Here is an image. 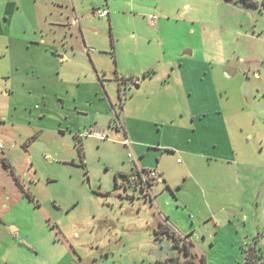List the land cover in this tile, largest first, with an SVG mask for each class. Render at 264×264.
I'll return each mask as SVG.
<instances>
[{"label": "rangeland", "instance_id": "1", "mask_svg": "<svg viewBox=\"0 0 264 264\" xmlns=\"http://www.w3.org/2000/svg\"><path fill=\"white\" fill-rule=\"evenodd\" d=\"M127 1H101L100 8L109 17L101 18L92 9L73 17L79 19L89 40L86 47L98 61L94 81L85 78V64L93 69L82 49L77 52L83 56H72L64 64L72 85H62L56 66L44 69L46 79L30 81L25 51L20 55L22 73H15L13 60L18 55L5 62L1 48L8 45L0 42V264H170L152 256L158 239L171 241L167 235L156 237L157 223L171 216V223L179 220L189 229L191 214L199 226L196 264H202L203 256L205 264L244 263L240 248L245 243L226 230L212 240L214 223L208 226L210 237L207 228H200L203 214L194 212L196 207L178 209L167 185L153 187L154 202L140 192L132 199L133 190L122 185L119 172L130 175L134 164L122 135L109 127L106 108L113 115L112 124L115 113L121 114L126 105L128 130L136 135L128 137L131 142L155 138L162 145L166 140L178 144L181 139L159 132L169 91L178 109L186 108L187 101L196 107L202 98L207 107L220 105L230 115L227 123L238 158L251 161V176L243 183L250 202L233 220L236 225H251L245 251L255 250L253 264H264V0H136L135 8ZM73 30L77 33L78 28ZM5 41L9 43L8 38ZM187 51L192 54L185 55ZM147 72L153 73V80L144 78ZM213 75L221 91L212 83ZM131 78L146 81L136 88ZM186 82L188 88L182 91ZM73 99L81 102L79 107ZM87 103L94 106L89 120L98 125L84 123L88 119L77 112ZM121 123L124 126L123 119ZM92 127L110 139L84 135ZM133 152L142 168L140 159L156 165L160 158L151 152L141 158ZM174 152V157L163 159H168L166 164L180 183L184 165L178 159L186 163L188 158ZM189 192L201 204L191 184Z\"/></svg>", "mask_w": 264, "mask_h": 264}, {"label": "crops", "instance_id": "2", "mask_svg": "<svg viewBox=\"0 0 264 264\" xmlns=\"http://www.w3.org/2000/svg\"><path fill=\"white\" fill-rule=\"evenodd\" d=\"M101 1L109 4L111 0L0 1V11H2V17L0 18V42H6L8 45L6 49H3L1 48L2 44H0L1 57L9 64L10 61L12 62L11 58L17 54L18 57L13 60V64L14 62L16 63L14 65L15 73H22L20 65H23V59L20 55L25 51L28 54V60H30L26 65L29 70L25 73H27L26 76L30 81L40 82L46 79L48 73L44 69H55L54 66H56L57 81L64 85L67 82L70 83L65 74L64 64L72 56L74 58L83 56L81 52H77L78 49H82L86 53V59L88 58L93 69L91 70L85 64L86 68L83 70L87 74L85 78L94 81L97 74L96 64L98 61L91 57L90 53H92V50L86 47L89 40L86 37V33L81 30L82 27L79 19L74 18L73 20V17L76 16V13L86 9H101ZM135 1H127L130 8L137 6ZM109 16H111L110 13ZM155 24L151 25L154 26ZM76 27L78 28L77 33L73 30ZM74 33L78 36L77 39H74ZM5 38H8L9 43L5 41ZM59 53L64 54V56H61ZM191 54V51L185 52V55ZM82 61L85 62L84 60ZM152 74V72H147L144 78L146 80H153ZM14 75H11L10 80L14 78ZM51 75L50 77H52ZM215 75L212 76V83L216 86V89L221 91L217 86ZM121 79L130 82V78L124 75H121ZM132 79L135 86L139 85L140 87L146 81L138 78ZM167 84L169 83L167 82L166 85H162L164 86L163 88L166 89ZM181 87L182 91L188 88L187 82L182 83ZM165 98L169 106L165 107L161 113L163 128L159 132H165V135L168 133L167 135L172 140L174 138L181 139L180 143L176 144L166 140L162 145L161 140L156 141L155 138H148L132 142V150L141 155V158L146 156V152L155 153V158L160 157L159 159H155L157 161L156 165L154 164L155 166L145 162V159H140L142 165H144L143 168H154L160 173L164 180L162 184L167 185L170 189V194L175 197L178 203V209L191 211L192 207H196L193 211L199 215L203 214L200 216L203 224L200 228H207L206 232L210 237L212 234L210 235L211 230L208 229V226L214 223L215 231L211 237L212 240L216 241V238L226 230L228 235L231 234L239 243H245V246H249L250 243L248 241L251 242V225L245 223L243 226L236 225L233 219L237 212L244 213L250 202L249 197L245 196L248 190L243 188V183L251 176V161L249 159L242 160L238 158L237 148L232 143L234 138L227 123V118L230 115L220 105L215 108L207 107L202 98L199 100V103H196V107L195 105L191 106L190 102L187 101L188 106L180 109L173 102V93L169 91ZM106 99H108L110 107H114L109 96H106ZM72 101L77 105L76 107H79L78 105L81 104L76 99ZM169 101L172 102L170 103ZM82 106V110H79V108H76V110L81 116L88 119L84 123L93 125L95 122V125H98L95 119L89 120L90 108H94L93 104L87 103L85 105L82 104ZM106 114L110 127L113 115L109 112L108 106ZM115 114L119 116L120 121L123 119L125 127L127 123L126 128L123 126L127 137L131 139L135 137L136 135L128 130L129 115L126 105L122 107L121 114L117 112ZM155 117H160V113ZM145 120L146 118L143 122ZM176 146L182 149L181 152L175 148ZM175 150L188 158L186 159V163L182 159H178V164L184 165L181 166V168L183 167L182 170L180 169L184 181L180 183L174 180L172 169L166 164L168 159H163L165 155L174 157L176 155ZM166 152H171L172 154H167ZM133 164L134 168L135 163L133 162ZM138 164H141V162L138 161ZM119 173H121L120 175L123 178L128 175L125 172ZM190 184L193 185L195 191L199 192L201 204L197 203L195 197H189ZM135 195H133L132 199L136 197ZM127 197L129 198L130 196L127 195ZM162 218L157 224L162 222L168 225L178 235L191 242L193 248L195 246L194 243L198 244L196 231H198L199 228L197 227L199 226H195V217L192 214L191 219L193 222L191 224L192 227L189 229L179 220L173 221L172 224L170 221L172 219L171 216ZM203 235L205 234L203 233ZM9 236L14 235L11 232ZM245 246L242 245L240 248L243 261L245 253L242 249ZM193 250L195 251V249ZM203 258L205 257L203 256Z\"/></svg>", "mask_w": 264, "mask_h": 264}, {"label": "built area", "instance_id": "3", "mask_svg": "<svg viewBox=\"0 0 264 264\" xmlns=\"http://www.w3.org/2000/svg\"><path fill=\"white\" fill-rule=\"evenodd\" d=\"M94 13L101 18L107 17L109 12L106 9H95ZM157 21V17L153 16L150 18V24H155ZM112 129H114L118 134L122 135L123 140L122 144L129 149L128 158L135 163V167L132 169V173L124 177V183L122 184L127 191L128 189H132L136 194L140 192L142 196L154 202L156 197L153 193V187L155 185H159L163 183V178L160 173L155 169H146L142 168L138 164V160L132 150V142L127 137L120 118L117 114H115V120L112 123ZM84 135L90 138H94L99 141L109 140L110 136L97 128L92 127L90 130H87ZM0 149H3V145L0 143Z\"/></svg>", "mask_w": 264, "mask_h": 264}, {"label": "trees", "instance_id": "4", "mask_svg": "<svg viewBox=\"0 0 264 264\" xmlns=\"http://www.w3.org/2000/svg\"><path fill=\"white\" fill-rule=\"evenodd\" d=\"M138 88L139 85H136ZM17 185L24 191L23 186L21 185L18 178H15ZM26 195H29V193H26ZM155 235L156 237H160L163 235H167L170 237L176 244L182 245V248L184 250L185 256H190V259L185 260L182 264H196L197 261V254L194 253V248L191 242L187 241V239L183 238L182 236L178 235L175 231H173L168 225L159 222L157 229H155ZM242 251L245 253V259L243 264H253L254 263V257L256 255L255 250L251 251V248L248 252L245 251V248L242 249ZM254 256V257H253ZM202 264H205V258L201 257Z\"/></svg>", "mask_w": 264, "mask_h": 264}, {"label": "water", "instance_id": "5", "mask_svg": "<svg viewBox=\"0 0 264 264\" xmlns=\"http://www.w3.org/2000/svg\"><path fill=\"white\" fill-rule=\"evenodd\" d=\"M154 246L156 250L153 251L152 256L156 260H161L163 257L173 258L176 255V251L171 244L161 238L157 240Z\"/></svg>", "mask_w": 264, "mask_h": 264}, {"label": "flooded vegetation", "instance_id": "6", "mask_svg": "<svg viewBox=\"0 0 264 264\" xmlns=\"http://www.w3.org/2000/svg\"><path fill=\"white\" fill-rule=\"evenodd\" d=\"M169 239L171 240L169 243L175 249L176 255L173 258H167V257H163V258L170 261V264H182L185 261L184 259H182L183 255L185 256L182 245L176 244L170 237ZM153 248H154L153 251L156 250L155 246H153Z\"/></svg>", "mask_w": 264, "mask_h": 264}]
</instances>
